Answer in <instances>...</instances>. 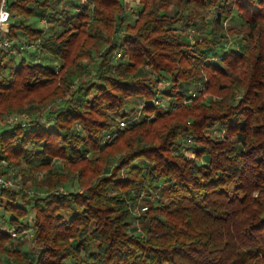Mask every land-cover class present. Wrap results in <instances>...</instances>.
Masks as SVG:
<instances>
[{
	"label": "trees",
	"instance_id": "1",
	"mask_svg": "<svg viewBox=\"0 0 264 264\" xmlns=\"http://www.w3.org/2000/svg\"><path fill=\"white\" fill-rule=\"evenodd\" d=\"M135 1L134 22L126 0L8 2L23 54L0 53V121L29 120L0 124V159L45 176L0 186V255L264 264V0ZM28 226L35 257L8 245Z\"/></svg>",
	"mask_w": 264,
	"mask_h": 264
},
{
	"label": "rangeland",
	"instance_id": "2",
	"mask_svg": "<svg viewBox=\"0 0 264 264\" xmlns=\"http://www.w3.org/2000/svg\"><path fill=\"white\" fill-rule=\"evenodd\" d=\"M63 1H64L63 5L65 7L74 8L77 3L84 2L86 0H63ZM126 3H127V11L124 14V21L125 22H134V19L137 16L138 9L140 8V3L138 1H135V0H126ZM28 22H31L35 26H39V27L46 28V29H48V27L50 26L49 23L46 20H42L37 15H33V16L29 17ZM30 45H31V47H30L29 51L30 52L36 51V49L34 47L35 44H30ZM11 53L12 54H16L15 55L16 59L14 61H15L16 64H19L20 63L19 57L20 56L22 57L23 52H16V53L15 52H11ZM119 53H120V51H115V57L116 58L121 55V54L119 55ZM24 54H26V53H24ZM44 54L45 55H44V57L42 59L44 62H48V63H52V64H56V63L60 62V60H58L57 58L52 56L50 53H44ZM26 57L28 59H32L30 57V55H26ZM79 81H80V79L77 80L76 82H79ZM195 89L199 93L196 96H199L200 93H203L205 91L204 83H199V85H196ZM137 103H140V100H137ZM11 115H18L19 117L23 118L25 115L29 116V113L28 112H15V111L9 112L5 116V119L2 122L0 121V124L3 125V126L8 124L7 120L9 119V117ZM52 122H53V120H50L47 123H48V125H51ZM114 139L115 138H112L111 140H109V142H111ZM188 154L191 157H195V153H193L191 151H188ZM6 161L8 162L9 166H7L5 168V170H3V172L6 173V174H10L13 170H15V173L13 174V176L16 178V185L14 187H12V188H17L18 189L20 187H24V188L26 187L28 191L32 192L34 190L33 188L36 189V187L32 184V180H31L30 176H33L34 178H41V177L45 176L44 171H36L33 174H31V175L30 174L24 175L25 172L22 171V165L21 164L20 165H16L14 163L11 164L10 161H8V160H6ZM60 161H61V159H59V163H60ZM9 169H12V170H9ZM87 171L90 172V170H87ZM144 196H146V195H144ZM141 203H143V202L138 201V204L136 206L133 205L134 212L137 213V214L140 212L141 209L145 208L144 206L141 207ZM3 214H4V210L1 209L0 210V222H1V216ZM8 216L9 215L7 214L6 217H8ZM136 225H137V223H136ZM8 226L12 227L10 225H8ZM33 236H34L33 235V229L28 226V227L23 229L22 234L20 235L19 238H12L8 245H17L19 248H21L23 250H28L31 253V256L35 257L36 254L38 253V248H37V246H36V244L34 242ZM12 261L13 260H12V258H10L9 254L1 253V255H0V264H12Z\"/></svg>",
	"mask_w": 264,
	"mask_h": 264
},
{
	"label": "built area",
	"instance_id": "3",
	"mask_svg": "<svg viewBox=\"0 0 264 264\" xmlns=\"http://www.w3.org/2000/svg\"><path fill=\"white\" fill-rule=\"evenodd\" d=\"M9 1L10 0H1L0 2V11L7 13V17L3 20H0V53L4 49H9L12 52L16 51V49L14 48L15 39L12 38L8 33L11 25V11L8 6ZM120 54L121 53H119V55ZM28 120L29 116L26 115L23 118L19 117L18 115H11L7 120V123L9 125H16L20 123L25 126L27 125ZM120 124L121 126H125L127 124V121L123 118L120 120ZM113 136L114 134L112 132H108L105 135V140H111ZM7 166H9V164L6 159H0V186L14 187L16 185V178L13 176L15 170H13L11 173L9 172L10 174H6L3 172V170H5ZM4 229L14 237L18 235V232L13 227L5 226Z\"/></svg>",
	"mask_w": 264,
	"mask_h": 264
},
{
	"label": "clouds",
	"instance_id": "4",
	"mask_svg": "<svg viewBox=\"0 0 264 264\" xmlns=\"http://www.w3.org/2000/svg\"><path fill=\"white\" fill-rule=\"evenodd\" d=\"M6 17H7V13L0 11V20L5 19Z\"/></svg>",
	"mask_w": 264,
	"mask_h": 264
}]
</instances>
